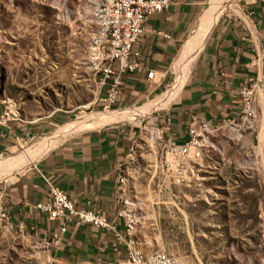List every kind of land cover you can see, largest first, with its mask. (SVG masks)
Masks as SVG:
<instances>
[{"label": "rangeland", "instance_id": "374dc122", "mask_svg": "<svg viewBox=\"0 0 264 264\" xmlns=\"http://www.w3.org/2000/svg\"><path fill=\"white\" fill-rule=\"evenodd\" d=\"M217 1L208 0L205 10ZM94 4L95 0H0V98L12 103L19 120L48 124L44 133L19 142L4 156L90 112L107 113L86 60ZM172 82L173 76L166 88L139 104L113 111L153 101ZM254 89V119L238 135L233 127L207 133L210 145L201 160L192 162L183 185L163 171L161 148L149 136L155 118L172 102L139 124H111L136 126L139 131L121 194L123 203L140 216L134 234L145 251L164 250L183 264H264V98ZM262 89L264 94V84ZM90 129L97 128L85 130ZM3 166L1 162L0 183H7L4 171L17 165ZM46 262L29 233L0 232V264Z\"/></svg>", "mask_w": 264, "mask_h": 264}, {"label": "crops", "instance_id": "0c3cea01", "mask_svg": "<svg viewBox=\"0 0 264 264\" xmlns=\"http://www.w3.org/2000/svg\"><path fill=\"white\" fill-rule=\"evenodd\" d=\"M208 0H170L168 9L149 16L135 45L142 73L124 76L117 109L136 105L166 88L176 59L195 30ZM235 7L220 15L167 112L161 114L164 137L182 143L194 118L216 125L236 116L240 91L249 85L264 98V2L234 0ZM160 33V34H156ZM167 35L168 37H165ZM145 70L155 72L147 80ZM0 98V118L6 106ZM170 118L169 125L163 124ZM48 129L47 123L24 120L0 123V154ZM136 126L111 125L73 134L50 149L15 180L0 183V206L12 221L23 222L34 239L49 237L58 226L35 205L49 198L46 179L78 206L87 201L114 220L122 206V186L138 137ZM123 232V226H118ZM54 264H109L123 261L125 245L90 225L70 227L62 241L46 252Z\"/></svg>", "mask_w": 264, "mask_h": 264}, {"label": "built area", "instance_id": "2783aa9c", "mask_svg": "<svg viewBox=\"0 0 264 264\" xmlns=\"http://www.w3.org/2000/svg\"><path fill=\"white\" fill-rule=\"evenodd\" d=\"M170 4V0H95L94 6L100 18L104 19V27H98V37H93L92 46L86 50V54L95 55L94 71H97L100 79L98 96L103 112L113 111L120 103L124 76L144 71L140 53L135 49V45L145 32L147 18L168 9ZM145 73L149 81L156 78L152 70H145ZM240 97L242 105L235 117L216 125L194 118L187 128V139L182 143L166 139L165 128L160 125L163 117L159 115L155 118L156 122L152 129L156 134L155 142H158L161 148L163 171L176 184L183 185L188 181L190 165L201 160L209 147L211 137L207 136L208 128L233 126V133L238 135L244 126L254 119L256 113L254 86L249 85L242 89ZM12 111V106H6L0 118L1 124L13 121ZM170 122V118H164L163 124L169 125ZM151 124L153 125V120ZM46 184L49 198L37 203L35 208L47 215L58 228L49 237L39 240L38 244L43 251L46 252L50 247L59 244L70 227L90 225L113 234L125 245V256L121 260H131V264H183L164 250H144L133 234V225H139L141 219L131 205L122 204L112 220L105 213L95 209L92 202L87 201L84 207H80L48 179ZM120 224L123 226V232L118 229ZM16 231L32 236L36 234L34 228L27 231L23 222L12 221L10 215L0 206V232ZM46 264L54 262L48 258Z\"/></svg>", "mask_w": 264, "mask_h": 264}, {"label": "bare ground", "instance_id": "6f19581e", "mask_svg": "<svg viewBox=\"0 0 264 264\" xmlns=\"http://www.w3.org/2000/svg\"><path fill=\"white\" fill-rule=\"evenodd\" d=\"M235 7V4H232V0H218L213 6L209 9L205 10L204 13L199 17L198 22L196 24L195 30L186 42L185 46L183 47L182 51L180 52L178 58L174 62L173 65V82L170 87L160 96H158L153 101H150L146 104L130 108V109H123L117 111H108L107 113L103 114H95L90 112L83 117L79 118L74 123H68L57 130H55L50 136L40 137L37 141L31 144L29 147L25 149H17L13 154L2 156L0 155V164L3 163V167L7 166L8 164H15L17 166L14 167V171L12 167L7 168L8 171H4V174H7L8 181L14 180L17 175H19L22 169L30 164L33 163L38 157L43 156L46 154L52 147L59 144L62 140L67 138V136L78 132V131H86L85 129L89 128H99L106 125L116 124V123H124V122H131L135 124H139L142 121V118L148 116L150 113L156 109H161L166 107L170 104L173 99L177 96L178 92L180 91L184 81L186 80L193 63L203 47L210 30L212 29L213 25L216 23L218 18L222 13H224L229 8ZM93 20H94V28L91 31L88 39L87 49L92 46L93 37H98V27H104V19L100 18L99 12L96 11V7H93ZM86 60L89 64L91 72L96 77V82L98 85V89L100 88V79L98 78L97 71L95 69V55L94 54H86ZM4 106H12L10 103L6 102L5 100L2 101ZM12 118L13 121L19 120L18 114L16 110L12 111ZM233 126H211L207 129V133L217 131L222 128H230ZM149 136L152 143L155 144L156 134L155 131L150 126ZM18 159V160H15ZM21 160L20 162H17ZM2 167V168H3ZM16 168V169H15ZM12 173V174H10ZM3 175V174H2ZM124 181L122 177L120 179V183ZM136 225H133V234ZM115 264H131V260H123L115 262Z\"/></svg>", "mask_w": 264, "mask_h": 264}]
</instances>
